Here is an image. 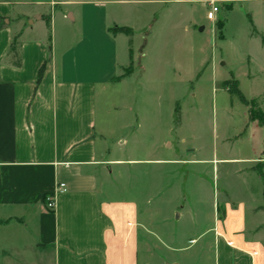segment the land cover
<instances>
[{
	"label": "crops",
	"instance_id": "crops-1",
	"mask_svg": "<svg viewBox=\"0 0 264 264\" xmlns=\"http://www.w3.org/2000/svg\"><path fill=\"white\" fill-rule=\"evenodd\" d=\"M183 1L195 0L163 2ZM202 1L222 3L231 12L234 3L251 0ZM63 4L0 0V234L10 233L0 245V264H140V201L126 197L125 186L133 184L136 193L140 167L147 166L152 193L163 170L181 161L159 154L147 160L126 157L116 133L129 130L130 123L126 117L114 120V93L135 75L126 72L120 48L121 37L127 36L111 33L116 24L96 29L81 21L59 45L52 37L57 19L76 22L85 15L83 3L79 11L54 16L53 9ZM246 127L251 156L230 161L258 175V190L232 188L214 213V225L202 233L213 235L218 264H264L257 250L264 248V221L259 222V217L264 220L259 173L262 168L264 174V136L259 140L252 134L264 128L250 120L249 108ZM61 184L67 192L57 195L55 210L49 211L45 194Z\"/></svg>",
	"mask_w": 264,
	"mask_h": 264
},
{
	"label": "rangeland",
	"instance_id": "rangeland-1",
	"mask_svg": "<svg viewBox=\"0 0 264 264\" xmlns=\"http://www.w3.org/2000/svg\"><path fill=\"white\" fill-rule=\"evenodd\" d=\"M44 1L64 3L53 9L54 16L79 11L83 8L79 4L85 5L82 20L57 19L52 37L59 45L66 32L77 30L81 21L96 29L102 23L116 24L113 30L118 34H123L124 26L132 29V38L122 36L119 43L126 72L134 70L135 75L114 93L118 107L114 120L126 117L130 129L118 130L116 138L121 137L126 157L131 154L147 160L159 154L181 161L163 170L152 193L147 166L140 167L136 193L133 184L125 186L126 197L140 201L144 229L139 263L218 264L213 235L202 237V233L214 225V213L232 188L258 190V175L246 170L247 165H231L230 160L251 156V130L246 127L248 108L223 83L238 81L246 99L264 113V0L236 2L231 12L219 3L217 19L224 23L222 31L217 22L207 20L211 8L202 0ZM42 8L49 22L50 6ZM252 134L262 140L264 130H252ZM3 232L0 245L10 234ZM257 250L264 257V248Z\"/></svg>",
	"mask_w": 264,
	"mask_h": 264
},
{
	"label": "trees",
	"instance_id": "trees-1",
	"mask_svg": "<svg viewBox=\"0 0 264 264\" xmlns=\"http://www.w3.org/2000/svg\"><path fill=\"white\" fill-rule=\"evenodd\" d=\"M48 28L50 29L51 27V21L49 20V22L47 23ZM223 23H218V29L220 31L223 30ZM111 33L117 35L118 33H116L113 29L110 30ZM121 33L125 34L126 36H128L129 38H132L133 36V32L131 29L129 28H123L121 30ZM51 38V36H50ZM17 41L15 39V42L13 44V56L14 58H17L18 56V52H17ZM129 45H132V40L129 41ZM130 53L132 54V52L130 51ZM132 56V55H131ZM17 66H19V63H16ZM224 88L232 95L238 96L239 100L241 101L242 104H244L245 106H247L249 108V115H250V120L251 121H255L259 124L260 127L264 128V113L260 110L256 109V105L253 101H249L246 99V97L242 94V92L239 89V85H238V81H236L235 79H232L231 81H226L223 83ZM259 173L262 177H264L263 174V169H259ZM53 193V192H52ZM47 196V194H45V197ZM45 201V198H44Z\"/></svg>",
	"mask_w": 264,
	"mask_h": 264
},
{
	"label": "built area",
	"instance_id": "built-area-1",
	"mask_svg": "<svg viewBox=\"0 0 264 264\" xmlns=\"http://www.w3.org/2000/svg\"><path fill=\"white\" fill-rule=\"evenodd\" d=\"M210 6V11L208 12L207 14V19L209 21H212V22H217L218 19H217V15L219 14L220 12V8L218 7V5L215 3V2H211L209 4ZM64 193V192H67V189H66V185L65 184H61L57 190L55 192H53L52 194H49L45 197V204H46V207L49 211H54L55 210V207H56V198H57V195L59 193Z\"/></svg>",
	"mask_w": 264,
	"mask_h": 264
},
{
	"label": "water",
	"instance_id": "water-1",
	"mask_svg": "<svg viewBox=\"0 0 264 264\" xmlns=\"http://www.w3.org/2000/svg\"><path fill=\"white\" fill-rule=\"evenodd\" d=\"M37 19H39V18H37ZM32 23V22H31Z\"/></svg>",
	"mask_w": 264,
	"mask_h": 264
}]
</instances>
